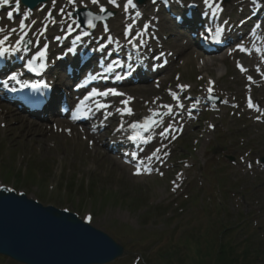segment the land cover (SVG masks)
<instances>
[{"label":"rangeland","instance_id":"obj_1","mask_svg":"<svg viewBox=\"0 0 264 264\" xmlns=\"http://www.w3.org/2000/svg\"><path fill=\"white\" fill-rule=\"evenodd\" d=\"M235 62L192 55L168 76L175 83L181 73L188 84L211 78L219 94L230 92L243 104L245 80ZM149 89L143 97L157 96L156 88ZM262 95L255 90L264 105ZM134 96L144 105L145 99ZM2 116L0 111V189L11 187L44 206L89 220L129 253L108 264H216L221 242L240 256L250 246L247 264H264V166L255 164L264 156V123H254L241 111L208 114L174 145V170L160 179L134 178L126 168L119 170L94 139L84 142L64 133L63 141L50 142L64 136L58 130L39 147L15 128L22 123H7ZM178 172L184 182L175 191L171 183ZM0 264L16 263L0 257Z\"/></svg>","mask_w":264,"mask_h":264},{"label":"water","instance_id":"obj_2","mask_svg":"<svg viewBox=\"0 0 264 264\" xmlns=\"http://www.w3.org/2000/svg\"><path fill=\"white\" fill-rule=\"evenodd\" d=\"M45 1L24 3L34 7ZM124 252L107 234L73 214L44 207L6 189L0 192V254L18 263L106 264Z\"/></svg>","mask_w":264,"mask_h":264},{"label":"bare ground","instance_id":"obj_3","mask_svg":"<svg viewBox=\"0 0 264 264\" xmlns=\"http://www.w3.org/2000/svg\"><path fill=\"white\" fill-rule=\"evenodd\" d=\"M53 2H55L56 4H57V2H59V3L62 4L63 0H53V1L49 2V4H47L46 7H50V5ZM88 9H90L91 12H97V8H95V6L88 5ZM116 18H117L118 21H120L122 19L121 14H116ZM111 27L114 28V30H116V28H115L116 27V24H111ZM188 45H189V47H188L187 51H185L183 53V55L185 57L190 55V50L193 48V44H190L189 43ZM173 46L176 47V48L179 47L178 44L173 45ZM134 90H136V93L138 95H142L143 93L148 92L149 89H148V87H144V88H138V89H134ZM261 94L264 95L263 89L261 90ZM12 120L13 119L10 118V117L9 118L7 117V119H6L7 122H11ZM15 128L21 129L22 132L24 133V136L27 139H29V141L32 142V144H35V145H37L39 147H41V145H43V144H46V141L47 140L45 138L48 139L49 136L52 135V134L48 135V133H51V132L50 131H47L46 130V127L44 125L39 124V123H36V122H30L29 124H25L23 122L18 127L15 126ZM77 134L79 135V133H77ZM61 138H65V136H55L52 139H50V142H54V143H57L58 142L59 143L61 140L63 141V139H61ZM96 152H97V149H96ZM110 160H112L113 165L114 166H117L119 170H124V165H122L118 160H116L115 158H110Z\"/></svg>","mask_w":264,"mask_h":264},{"label":"trees","instance_id":"obj_4","mask_svg":"<svg viewBox=\"0 0 264 264\" xmlns=\"http://www.w3.org/2000/svg\"><path fill=\"white\" fill-rule=\"evenodd\" d=\"M250 237H248L249 239ZM246 240L244 243L247 244L250 243V239ZM264 242V241H263ZM250 246H247L246 250H243L242 256L238 255V250L234 248V246H231L229 243L224 244L223 242L219 245V251L216 255V264H247V260L250 259V255L248 252V248ZM260 259L258 256L257 258L253 259V261Z\"/></svg>","mask_w":264,"mask_h":264},{"label":"snow or ice","instance_id":"obj_5","mask_svg":"<svg viewBox=\"0 0 264 264\" xmlns=\"http://www.w3.org/2000/svg\"><path fill=\"white\" fill-rule=\"evenodd\" d=\"M98 2H99V0H92V3H93V4H96V3H98ZM109 2L112 3V4H114V5L116 4V0H109ZM153 2L155 3V0H153ZM0 3H2V4H7V3H9V0H0ZM17 3H19V0H17ZM204 3H205L206 5H208L209 7H212V4L209 3V0H204ZM213 3H214V0H213ZM124 7H125V10H127L129 7L135 8L136 5H135V3H134V0H127V3L124 5ZM216 7L219 8L218 5H216ZM61 11H63V10H61ZM100 11H101V12H104V11H106V9L101 8ZM137 15H139V13H137ZM11 17H12V13L9 12V13H8V18L11 19ZM88 26H89V27H95V25L92 23L91 20H89V22H88ZM219 31H220V30H218V32H219ZM7 39H8L7 36H5L3 39H0V46L4 45V43H5V41H6ZM17 43H20V41H17ZM241 50H243V49H241ZM4 51H5V49H3L2 47H0V56H2V55L4 54ZM38 55H39V57H40L41 59H43V58L45 57V52H44V51H41ZM29 67L31 68V63L29 64ZM41 67H44V65L42 64ZM33 70H34V69H33ZM119 78H120V77H117V79H119ZM12 79L15 80V79H16V76L13 75V76H12ZM109 92L112 93L113 95H117V94H118V93L115 92L114 89H109L108 92H103V93H97V92L94 91V92H93V95H107ZM249 106H250V107L252 106L251 103L249 104ZM99 107H104V105H99Z\"/></svg>","mask_w":264,"mask_h":264}]
</instances>
